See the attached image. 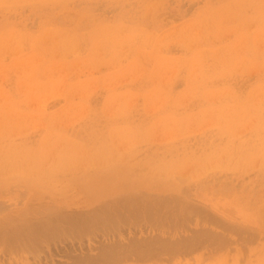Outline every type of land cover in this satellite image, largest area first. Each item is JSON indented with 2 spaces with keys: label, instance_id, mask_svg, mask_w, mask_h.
Wrapping results in <instances>:
<instances>
[{
  "label": "rangeland",
  "instance_id": "obj_1",
  "mask_svg": "<svg viewBox=\"0 0 264 264\" xmlns=\"http://www.w3.org/2000/svg\"><path fill=\"white\" fill-rule=\"evenodd\" d=\"M4 228L0 264H264V0H0Z\"/></svg>",
  "mask_w": 264,
  "mask_h": 264
},
{
  "label": "bare ground",
  "instance_id": "obj_2",
  "mask_svg": "<svg viewBox=\"0 0 264 264\" xmlns=\"http://www.w3.org/2000/svg\"><path fill=\"white\" fill-rule=\"evenodd\" d=\"M35 67V66H34ZM17 207V206H16ZM14 209V208H13ZM16 209V208H15ZM34 230V229H33ZM12 231V230H11ZM10 231V229H8V230H6L5 228L4 229H0V245L1 246H4V245H6V247L8 248V249H10L11 247H13L14 249H16V248H18V249H20L19 247H22V249H23V246H25V247H27V245H30V242L29 241H27V239L26 240H24L25 239V237H24V239H22L21 237L19 238V237H16V235L18 234H16L15 235V233L16 232H12V233H10L11 232ZM42 231V230H41ZM40 231V232H41ZM43 232V231H42ZM33 234V236L32 237H34L35 235V233H31V235ZM36 236H38V232H36ZM21 235V234H20ZM42 235V234H41ZM13 236V237H12ZM17 236H19V235H17ZM39 238V237H38ZM37 239V237L35 238V240ZM34 240V239H33ZM32 240V241H33ZM27 248H29V247H27Z\"/></svg>",
  "mask_w": 264,
  "mask_h": 264
}]
</instances>
